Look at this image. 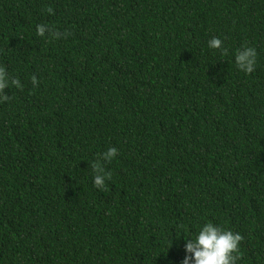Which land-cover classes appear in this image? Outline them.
<instances>
[{
    "label": "trees",
    "instance_id": "obj_1",
    "mask_svg": "<svg viewBox=\"0 0 264 264\" xmlns=\"http://www.w3.org/2000/svg\"><path fill=\"white\" fill-rule=\"evenodd\" d=\"M0 66V264H182L208 222L264 264V0H0Z\"/></svg>",
    "mask_w": 264,
    "mask_h": 264
},
{
    "label": "clouds",
    "instance_id": "obj_2",
    "mask_svg": "<svg viewBox=\"0 0 264 264\" xmlns=\"http://www.w3.org/2000/svg\"><path fill=\"white\" fill-rule=\"evenodd\" d=\"M51 11V9H49ZM37 34L44 37L46 34L58 38L59 32H54L48 25H37ZM208 48L219 50L222 55H227L228 50L224 47L223 40L213 37L208 41ZM234 62L238 70L245 74L254 72L257 65V51L254 47L242 46L234 53ZM32 84H38L36 77L32 78ZM15 87L23 88L18 78L9 76L5 67L0 66V103L9 101L10 96L4 90ZM118 153V149L110 147L101 154L100 159L104 162H111ZM93 170L96 175L93 177V185L97 189H104L106 180L110 174L105 172L102 164L97 161L93 163ZM243 237L232 230L223 229L211 222L203 224L194 238L185 239V256L182 264H237L240 259L239 248Z\"/></svg>",
    "mask_w": 264,
    "mask_h": 264
}]
</instances>
